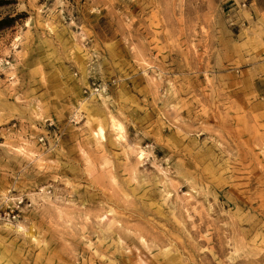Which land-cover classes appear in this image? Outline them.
Returning a JSON list of instances; mask_svg holds the SVG:
<instances>
[{
    "label": "rangeland",
    "instance_id": "rangeland-1",
    "mask_svg": "<svg viewBox=\"0 0 264 264\" xmlns=\"http://www.w3.org/2000/svg\"><path fill=\"white\" fill-rule=\"evenodd\" d=\"M10 1L0 264H264V0Z\"/></svg>",
    "mask_w": 264,
    "mask_h": 264
},
{
    "label": "trees",
    "instance_id": "trees-1",
    "mask_svg": "<svg viewBox=\"0 0 264 264\" xmlns=\"http://www.w3.org/2000/svg\"><path fill=\"white\" fill-rule=\"evenodd\" d=\"M10 0H0V6L10 4ZM21 17L19 15L7 14L0 17V32L12 27Z\"/></svg>",
    "mask_w": 264,
    "mask_h": 264
},
{
    "label": "built area",
    "instance_id": "built-area-1",
    "mask_svg": "<svg viewBox=\"0 0 264 264\" xmlns=\"http://www.w3.org/2000/svg\"><path fill=\"white\" fill-rule=\"evenodd\" d=\"M107 91H108V85L105 83H100L97 85L93 84V87L85 88L83 93L100 96V95L106 94Z\"/></svg>",
    "mask_w": 264,
    "mask_h": 264
},
{
    "label": "bare ground",
    "instance_id": "bare-ground-1",
    "mask_svg": "<svg viewBox=\"0 0 264 264\" xmlns=\"http://www.w3.org/2000/svg\"><path fill=\"white\" fill-rule=\"evenodd\" d=\"M115 128H117L119 130V132L121 131V127L120 126H116Z\"/></svg>",
    "mask_w": 264,
    "mask_h": 264
}]
</instances>
